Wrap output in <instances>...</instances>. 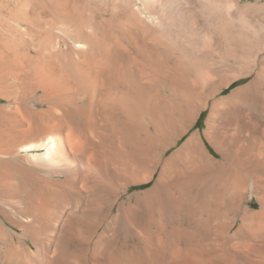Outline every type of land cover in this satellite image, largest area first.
<instances>
[{
    "label": "bare ground",
    "instance_id": "1",
    "mask_svg": "<svg viewBox=\"0 0 264 264\" xmlns=\"http://www.w3.org/2000/svg\"><path fill=\"white\" fill-rule=\"evenodd\" d=\"M241 1L0 0V264H264Z\"/></svg>",
    "mask_w": 264,
    "mask_h": 264
},
{
    "label": "rangeland",
    "instance_id": "2",
    "mask_svg": "<svg viewBox=\"0 0 264 264\" xmlns=\"http://www.w3.org/2000/svg\"><path fill=\"white\" fill-rule=\"evenodd\" d=\"M244 5H248L247 9L254 14L256 17L252 18V21L254 23H258V24H263L264 23V0H262L259 4H256L254 1H241L240 2V6H244ZM246 20L243 21V18H239V23L242 24L244 23ZM260 22V23H259ZM220 43L223 45L222 50L220 51V54L216 57V59L218 61H221L222 59L231 62L233 55H231V48H229V42L227 41V37L224 33H222L220 35ZM225 42V43H224ZM244 81H239L236 82L231 88H229L228 90H226L225 92H229L232 88L236 87L237 85H240L241 83H243ZM204 121V115L201 117L200 122L198 123L197 126H195L193 128V130H197L200 129L202 130V124ZM209 150L211 151V149L209 148Z\"/></svg>",
    "mask_w": 264,
    "mask_h": 264
}]
</instances>
